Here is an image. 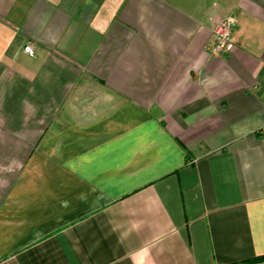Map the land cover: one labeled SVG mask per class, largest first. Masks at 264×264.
<instances>
[{
	"label": "crops",
	"instance_id": "0c3cea01",
	"mask_svg": "<svg viewBox=\"0 0 264 264\" xmlns=\"http://www.w3.org/2000/svg\"><path fill=\"white\" fill-rule=\"evenodd\" d=\"M0 264H264V0H0Z\"/></svg>",
	"mask_w": 264,
	"mask_h": 264
},
{
	"label": "built area",
	"instance_id": "2783aa9c",
	"mask_svg": "<svg viewBox=\"0 0 264 264\" xmlns=\"http://www.w3.org/2000/svg\"><path fill=\"white\" fill-rule=\"evenodd\" d=\"M237 20L235 16L228 15L219 21L213 27L211 40L209 43L210 52L217 54L221 51L228 50L231 46V33L233 28L236 26ZM25 51L29 54L34 53L32 46H25Z\"/></svg>",
	"mask_w": 264,
	"mask_h": 264
},
{
	"label": "rangeland",
	"instance_id": "374dc122",
	"mask_svg": "<svg viewBox=\"0 0 264 264\" xmlns=\"http://www.w3.org/2000/svg\"><path fill=\"white\" fill-rule=\"evenodd\" d=\"M217 24V23H216ZM215 26V25H214Z\"/></svg>",
	"mask_w": 264,
	"mask_h": 264
}]
</instances>
